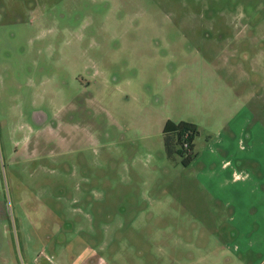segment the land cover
<instances>
[{"label":"rangeland","instance_id":"rangeland-1","mask_svg":"<svg viewBox=\"0 0 264 264\" xmlns=\"http://www.w3.org/2000/svg\"><path fill=\"white\" fill-rule=\"evenodd\" d=\"M167 120L199 157L242 122L246 194L167 158ZM259 176L264 0H0V264H259L230 240Z\"/></svg>","mask_w":264,"mask_h":264},{"label":"crops","instance_id":"crops-1","mask_svg":"<svg viewBox=\"0 0 264 264\" xmlns=\"http://www.w3.org/2000/svg\"><path fill=\"white\" fill-rule=\"evenodd\" d=\"M245 131L244 124L240 121L236 122L229 130L228 140L220 145L222 152L216 153L213 149H208L202 154V157H199V153L195 154L193 142L195 158L190 165L197 162L203 167L202 170L206 169L208 171V178L204 176L203 179L210 183L212 187L211 194L219 199L224 197L227 199L229 196L230 201L226 200L229 205L232 203L231 193L233 194L237 189L235 184L240 182L238 177H241L243 181L247 176L248 178L251 177L247 172L248 168L244 165L243 153L240 152L239 147L245 141V138L249 137L245 134ZM262 177L259 176V179H257L260 184L264 181V177L263 179ZM244 182L242 190L246 194L247 180ZM257 196L259 200L256 205L258 206L253 208L256 211L253 212L250 224L239 223L237 226L233 225L231 230L234 231L230 240L237 242L239 245H232L235 246L232 254L239 261L243 262L246 259L254 258L259 264H264V191ZM240 246L244 247L240 249Z\"/></svg>","mask_w":264,"mask_h":264},{"label":"trees","instance_id":"trees-1","mask_svg":"<svg viewBox=\"0 0 264 264\" xmlns=\"http://www.w3.org/2000/svg\"><path fill=\"white\" fill-rule=\"evenodd\" d=\"M199 131L196 125L188 122H173L167 120L162 129L163 150L167 158L178 156L183 167H188L195 158L193 154V142ZM187 135L186 141L189 149L183 148V138Z\"/></svg>","mask_w":264,"mask_h":264},{"label":"built area","instance_id":"built-area-1","mask_svg":"<svg viewBox=\"0 0 264 264\" xmlns=\"http://www.w3.org/2000/svg\"><path fill=\"white\" fill-rule=\"evenodd\" d=\"M186 139H187V135H185L184 138H183V148H184L185 150H188V149H189V144H188V142L186 141Z\"/></svg>","mask_w":264,"mask_h":264},{"label":"flooded vegetation","instance_id":"flooded-vegetation-1","mask_svg":"<svg viewBox=\"0 0 264 264\" xmlns=\"http://www.w3.org/2000/svg\"><path fill=\"white\" fill-rule=\"evenodd\" d=\"M37 121H38V123L41 121V117H39V116H35V118H34V122H35V124H37Z\"/></svg>","mask_w":264,"mask_h":264}]
</instances>
